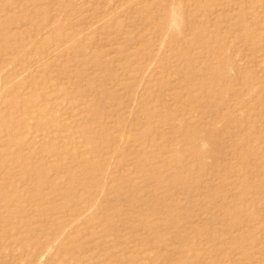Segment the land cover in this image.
Instances as JSON below:
<instances>
[{
  "label": "rangeland",
  "instance_id": "rangeland-1",
  "mask_svg": "<svg viewBox=\"0 0 264 264\" xmlns=\"http://www.w3.org/2000/svg\"><path fill=\"white\" fill-rule=\"evenodd\" d=\"M0 264H264V0H0Z\"/></svg>",
  "mask_w": 264,
  "mask_h": 264
}]
</instances>
